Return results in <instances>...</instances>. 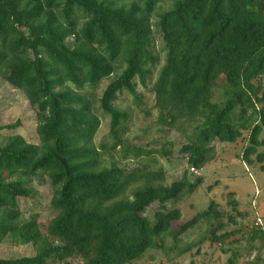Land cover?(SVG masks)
Masks as SVG:
<instances>
[{"label":"trees","instance_id":"1","mask_svg":"<svg viewBox=\"0 0 264 264\" xmlns=\"http://www.w3.org/2000/svg\"><path fill=\"white\" fill-rule=\"evenodd\" d=\"M163 2L0 0V79L35 111L39 141L12 134L0 146V247L11 240L33 250L0 257V264H133L149 251L166 255V235L177 245L205 223L218 241L231 236H217L224 218L235 227L244 217L229 194L233 214L210 202L174 228L181 212L165 206L191 196L202 178L190 183L185 171L165 186L161 170L130 171L106 161L116 153L137 162L149 156L124 139L129 115L115 102L128 94L139 105L137 87H146L157 70L156 123L183 139L180 153L189 167L202 170L214 160L216 143L235 144L247 133L241 160L264 172V0H170L166 10ZM155 36L164 45L161 66ZM220 79L225 83L215 98ZM99 113L108 117L109 132L96 145ZM158 153L170 155L165 147ZM38 175L52 188L45 224L36 214L24 220L19 210L20 200L38 197L31 183ZM263 227L253 226L251 240L264 242Z\"/></svg>","mask_w":264,"mask_h":264},{"label":"rangeland","instance_id":"2","mask_svg":"<svg viewBox=\"0 0 264 264\" xmlns=\"http://www.w3.org/2000/svg\"><path fill=\"white\" fill-rule=\"evenodd\" d=\"M25 0H18L23 2ZM170 0H164L159 5L161 9L170 7ZM156 51L160 56V65L164 61V45L160 37L155 36ZM157 76V70L148 80L146 87H137V94L141 103L136 104L135 99L128 94L118 96L115 105L127 112L129 121L127 123L124 139L132 146L140 147L144 152H149V156H142L140 161L121 160L119 153L113 158L107 157V162H114L121 168L134 170L141 166H146L151 171L161 170L163 175V185L169 186L179 181L185 171L188 179L192 183L197 178H202L203 183L189 197L181 202L166 205L165 209H179L181 219L172 224L175 228L193 218L197 213L206 210L210 202L218 205V208L226 215L233 214L228 205L229 194H233L232 199L239 203L238 211L244 215L237 220V226L227 224L226 218L222 220L225 228L217 233V236L231 234L228 238H220L218 241L210 239L211 228L205 223H200L192 231L182 235L180 242L174 245L170 236L163 238L164 245L170 249L166 255L159 251L147 252L139 261L133 264H227L233 257L236 264H255L264 261V242L251 240L253 223L259 217L264 224V172L260 165L252 167L246 166L241 156L247 144V133H243V139L235 144H215V158L202 170H196L199 174L191 171V167L186 164V157L180 153L183 139L175 131L166 132L165 128L156 123L157 111L154 109V98L151 92L152 84ZM113 78L104 80L96 95L98 98L104 88ZM264 82V78H263ZM224 80L220 79L214 90L216 98L222 91ZM98 107L97 105H95ZM100 118V128L95 136V144L100 145L108 141L109 119L98 114ZM19 122V127L15 131L0 132V146L6 138L12 134L22 136L28 143L38 144L36 135V115L29 106L24 95L11 88L0 79V126L11 125ZM260 140H264V131L260 135ZM165 147L170 155L167 158L161 157L158 153ZM263 148L259 149L262 152ZM32 187L37 191L38 197L33 201L20 200L19 210L23 219L27 220L32 214L39 216L41 224H45L52 212L49 202L52 197V188L49 180L38 175L32 178ZM158 209V204H153L147 210V216L152 219L153 213ZM264 230V227H263ZM186 246H191L189 251L183 252ZM197 251L199 254L197 255ZM33 250L30 246L15 244L11 240H6L0 247V257L3 259H14L31 256Z\"/></svg>","mask_w":264,"mask_h":264},{"label":"built area","instance_id":"3","mask_svg":"<svg viewBox=\"0 0 264 264\" xmlns=\"http://www.w3.org/2000/svg\"><path fill=\"white\" fill-rule=\"evenodd\" d=\"M191 171L194 172V173L197 174V175L199 174V172L196 171V170L193 169V168H191ZM253 226H255V227H263L264 224H262L261 220H260L259 217H258V218L255 219V222H254Z\"/></svg>","mask_w":264,"mask_h":264}]
</instances>
